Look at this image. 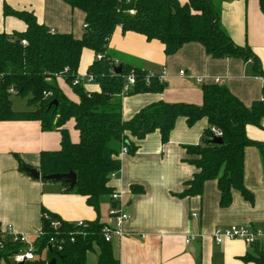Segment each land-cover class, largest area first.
<instances>
[{
    "label": "trees",
    "instance_id": "1",
    "mask_svg": "<svg viewBox=\"0 0 264 264\" xmlns=\"http://www.w3.org/2000/svg\"><path fill=\"white\" fill-rule=\"evenodd\" d=\"M72 9L84 13V31L80 38L71 33L55 32L39 23L32 12L16 11L3 4V16H13L25 23L22 32L0 31V121L35 120L43 131L60 132V148L41 151L38 170L40 180L59 182L64 192L76 193L86 198L95 211L100 199L114 192L111 175L120 170V150L134 154L138 141L155 131L162 144L168 142L176 121L183 118L188 127L200 120L206 127L198 144L185 145L184 162L195 168L191 178L182 184L174 195L190 198L202 194L204 183L216 181L219 204L227 207L232 193L253 202V194L244 185L245 151L255 147L264 159V142L250 139L246 126L261 127L264 118V85L262 98L244 105L229 89L218 83L201 85L202 103L158 101L141 108L130 119H122V97L138 93H160L165 82L157 75L140 67L118 62L121 72L115 73V62L109 53V41L116 28L122 33L135 32L147 40H157L166 55L176 53L182 45L196 42L212 58H239L250 61L253 72L264 79V71L257 56L249 46L236 45L219 25L220 3L229 0H61ZM264 15V0H257ZM25 40L26 44H22ZM84 48L94 53L88 72L94 75L97 91H88L82 84H74L78 75L80 57ZM100 54L101 59L96 56ZM132 70L135 84L121 94L125 76ZM60 77L78 101L69 99L58 86ZM12 90L14 93H11ZM44 93L48 95L45 96ZM25 99L27 109L15 110L10 96ZM55 101L56 104L52 102ZM73 119L79 139L71 142L65 124ZM212 128L220 131L221 143H213ZM19 169L30 175L27 166L17 157ZM74 172L73 187L61 181H51L45 176L54 173ZM133 193L142 188L131 185ZM110 206L113 204L110 198ZM59 221L53 228L51 222ZM77 228L58 215L42 209L41 231L33 242L32 260L23 264H86L88 253L96 254V264H119L112 251L111 241L104 240L98 219L85 221ZM0 264H16L12 256L24 250L21 243L11 241L0 229ZM256 256L246 259L264 264V251L258 241L251 244ZM197 264H200L197 262Z\"/></svg>",
    "mask_w": 264,
    "mask_h": 264
},
{
    "label": "crops",
    "instance_id": "2",
    "mask_svg": "<svg viewBox=\"0 0 264 264\" xmlns=\"http://www.w3.org/2000/svg\"><path fill=\"white\" fill-rule=\"evenodd\" d=\"M178 1L184 4L187 0ZM4 3L16 11L32 12L39 23L52 31L71 33L75 38H80L84 31V13L61 0H0V31L22 32L26 27L16 17L3 16ZM219 8L221 28L236 45L249 46L264 71V15L258 1H223ZM108 48L117 65L123 62L153 73H160L165 68L162 92L122 97L123 120L158 101L200 105L201 85L205 83L225 85L246 106L262 98L264 80L254 74L250 61L212 58L196 42L186 43L176 53L166 55L159 41L147 40L135 32L122 33L118 27ZM93 60V51L84 48L78 74L88 73ZM180 70L185 71L183 76L179 74ZM198 78H202V82H198ZM56 81L69 99L78 101L62 78L58 77ZM83 86L88 91L99 89L95 81ZM15 110H22V107ZM206 125L205 120H200L188 127L185 120L179 118L167 143L162 144L159 132L155 131L137 142L138 149L134 154H119L120 170L110 184L114 190L123 193V209L129 216L123 224L125 235L111 241L119 264H258L246 259L256 256L252 245L239 239H226L217 244L212 238L216 228L230 225L259 228L264 232V159L258 149L248 147L245 151L244 185L253 194L252 203L233 191L230 205L221 207L214 180L204 183L200 196L181 198L174 195L195 171L183 161L186 156L184 146L198 144ZM260 125H247L246 134L252 140L264 142V118ZM65 127L71 142H77L79 135L73 119L68 120ZM60 140L59 131H43L35 120L0 121L2 231L10 226L33 243L41 231L43 208L66 222L98 219L113 223L109 215L102 219L100 211L88 205L84 196L64 192L61 183L41 181L19 169L17 157L38 170L40 152L59 149ZM131 185L142 191L133 193ZM100 206L109 210V198L107 201L101 198ZM193 213L197 216H192ZM189 235L195 238L188 244L185 241ZM263 240L264 235L258 239V244L264 251ZM96 261V254L88 253L86 264H96Z\"/></svg>",
    "mask_w": 264,
    "mask_h": 264
},
{
    "label": "built area",
    "instance_id": "3",
    "mask_svg": "<svg viewBox=\"0 0 264 264\" xmlns=\"http://www.w3.org/2000/svg\"><path fill=\"white\" fill-rule=\"evenodd\" d=\"M22 44H26L25 40H21ZM96 58L99 60L102 58L100 54L96 56ZM117 63L115 62V66ZM179 74L183 76L185 74L184 70H180ZM157 75L159 80H163L165 76V68H162L160 73H153L148 72L145 76L146 82H148L150 77H153ZM264 80V79H263ZM95 78L94 75L91 72L86 73L85 75H77L74 79V84H82L94 82ZM218 81V79H216ZM198 82H202V78H198ZM135 84V74L132 70L128 72V74L125 76V82L122 88L121 94H125L128 92L131 87ZM11 93H14L12 90H10ZM45 96H47V93H44ZM215 136H221L222 133L215 128H212ZM127 154L126 147H122L120 150V155ZM118 172H114L111 175V178L113 179ZM111 202L113 204L110 206L108 210V215L112 218L113 223H105L102 227V235L105 241L110 242L114 237H123L125 235V232L123 230V224L128 219V214L123 209V193L120 190H115L112 192L109 196ZM192 216H197V213H193ZM75 226L77 228H83L86 226L85 221L79 220L74 222ZM51 226L53 228H58L60 226V222L55 220L51 222ZM3 233L8 236L11 241L16 243H21L25 246L24 250H20L19 252L15 253L12 256V260L14 263H21L25 262L27 260H32L34 258L33 254V243H31L24 234H18L13 229L8 226ZM264 235V232L259 228L254 227H248V226H236V225H230L227 227H218L216 228L212 233V238L214 242L217 244L222 243L224 240H234L239 239L242 240L244 243L251 245L254 242L258 241L260 237ZM193 235H189L186 239V243H191L194 240ZM1 246V242H0Z\"/></svg>",
    "mask_w": 264,
    "mask_h": 264
},
{
    "label": "water",
    "instance_id": "4",
    "mask_svg": "<svg viewBox=\"0 0 264 264\" xmlns=\"http://www.w3.org/2000/svg\"><path fill=\"white\" fill-rule=\"evenodd\" d=\"M114 72L115 73H120L121 72V65L118 64L115 66L114 68ZM53 104H56L55 101L52 102ZM213 143H221V138L220 137H214L212 139ZM25 170L30 174V176H32L35 179H39L40 178V172L39 170L35 169V168H25ZM46 179L51 180V181H61V182H65L67 184H69V187H73L74 184L76 183V174L72 171L67 172V173H54V174H50L45 176ZM53 260H51L48 264H52ZM17 264H23V262L21 263H17Z\"/></svg>",
    "mask_w": 264,
    "mask_h": 264
},
{
    "label": "rangeland",
    "instance_id": "5",
    "mask_svg": "<svg viewBox=\"0 0 264 264\" xmlns=\"http://www.w3.org/2000/svg\"><path fill=\"white\" fill-rule=\"evenodd\" d=\"M10 99H11V102L13 103V108H18V107H22V110H24V109H27V106H26V103H25V99L24 98H22V97H20V96H17V95H15V94H12L11 96H10ZM104 198V200H106L107 201V196H104V197H102V199ZM100 209H99V211H100V213H101V215H102V219H104L105 217H107L108 216V213H107V211H108V208H103L102 209V207L100 206L99 207ZM104 210V211H103ZM107 218H109V217H107ZM103 221V220H102ZM263 245H264V240H263ZM264 248V247H263ZM91 254H93V253H90V255ZM90 258H91V256H90ZM1 264H6L5 262H2Z\"/></svg>",
    "mask_w": 264,
    "mask_h": 264
}]
</instances>
